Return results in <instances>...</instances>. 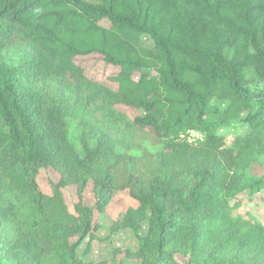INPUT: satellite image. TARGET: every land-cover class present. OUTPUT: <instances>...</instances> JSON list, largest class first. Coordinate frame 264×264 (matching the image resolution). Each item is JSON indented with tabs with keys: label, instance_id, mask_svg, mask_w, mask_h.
I'll list each match as a JSON object with an SVG mask.
<instances>
[{
	"label": "trees",
	"instance_id": "16d2710c",
	"mask_svg": "<svg viewBox=\"0 0 264 264\" xmlns=\"http://www.w3.org/2000/svg\"><path fill=\"white\" fill-rule=\"evenodd\" d=\"M4 24L33 53L0 61V264H95L120 192L137 205L109 232L137 248L115 249L119 264H264V226L233 215L264 192V0H0ZM90 55L118 69L116 91L76 65ZM234 122L249 134L226 147L217 131ZM43 169L58 176L49 195Z\"/></svg>",
	"mask_w": 264,
	"mask_h": 264
},
{
	"label": "rangeland",
	"instance_id": "374dc122",
	"mask_svg": "<svg viewBox=\"0 0 264 264\" xmlns=\"http://www.w3.org/2000/svg\"><path fill=\"white\" fill-rule=\"evenodd\" d=\"M103 24L107 25L106 22H103ZM0 38L4 40V44L0 47L1 62L15 64L21 58L30 57L33 53L32 46L25 41L24 37H21L20 32L7 24L0 25ZM144 43L146 45L149 44L146 41H144ZM75 63L84 71L85 77L88 80L103 84L111 91H116L117 86L111 83L108 78L116 75L118 69L106 65L101 57L97 55L81 57L77 58ZM117 110L124 114L129 120H132L137 114L123 107H118ZM112 115L120 118L122 122L128 121L126 118L117 116L114 113H111V116ZM217 134L223 137L226 147H231L236 138L245 137L249 133L247 127H244L240 122H234L227 128L218 129ZM255 137H261L264 143V130L256 133ZM138 138H136V140ZM144 147L146 148L145 150L151 154L155 152V148H149L148 145ZM262 163L264 164V160ZM254 173L260 176L263 175V166L256 167ZM57 179L58 176L54 171L51 169H43L40 170L38 174L37 182L41 191L49 195L51 193V184L55 183ZM63 195L66 204L72 211V205L77 201L75 187H67L63 190ZM83 197L85 205L91 206L93 204L90 188L85 190ZM233 204L236 205L233 211L234 216H243L244 218L250 217L264 226V192L256 195L251 202L248 201L244 195H239ZM136 205V202L128 196L127 192H120L112 199L107 208L106 215L102 216L100 219L102 227L98 233L99 240L92 242L90 252L84 258L85 261H91L95 264L100 262H106V264H119L123 254H118L113 257V251L115 249L127 248L135 250L137 248V241L131 232L120 231L115 234H110L109 232L110 222L116 220L118 216L124 213L128 208L135 207ZM86 243L87 241L79 248V257H81Z\"/></svg>",
	"mask_w": 264,
	"mask_h": 264
},
{
	"label": "built area",
	"instance_id": "2783aa9c",
	"mask_svg": "<svg viewBox=\"0 0 264 264\" xmlns=\"http://www.w3.org/2000/svg\"><path fill=\"white\" fill-rule=\"evenodd\" d=\"M205 135L199 131H185L180 135V138L183 139L188 144H198L204 140Z\"/></svg>",
	"mask_w": 264,
	"mask_h": 264
}]
</instances>
